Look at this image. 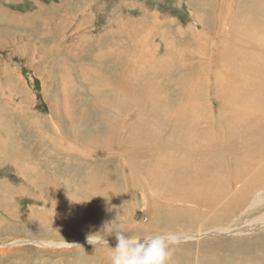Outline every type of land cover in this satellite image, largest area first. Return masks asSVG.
Masks as SVG:
<instances>
[{
    "label": "rangeland",
    "instance_id": "1",
    "mask_svg": "<svg viewBox=\"0 0 264 264\" xmlns=\"http://www.w3.org/2000/svg\"><path fill=\"white\" fill-rule=\"evenodd\" d=\"M194 1L197 0H0V153L8 155L11 154L9 151L13 150L21 156L18 165L0 157V264H110L112 247L116 246L117 241H109L108 238H115V235H107L106 230H99L97 233L94 231L99 227H111L117 224L121 226V224L103 219L104 211L98 210L104 201L102 192L99 191L98 194L101 196H97L95 202L90 203L92 192L87 189L86 194L90 200H81L83 191L77 184L84 183L86 176H89V181H96V176H91L90 171L93 163L89 164L85 159L90 157L88 154L94 153L92 148L100 150L99 153L107 148L103 141L89 145L82 143L83 140L95 141L100 140L102 136L103 139L108 136L111 131L109 124L111 118L116 124L138 121L136 116L129 118L123 115L125 112L128 113L125 110L119 116L117 109L112 107L115 103L118 104V108L127 106L125 101L129 89L116 86L128 73L134 60L135 63L139 60L143 66L155 65L151 72V76L154 74V77L150 85L154 91L152 94L145 91L144 94L146 101L144 113L146 116L153 115L155 119L151 122L153 125L149 123L151 126L148 127V137H141L129 143L131 150L139 149L141 152L137 157L138 165L132 168L125 166L122 164V157L112 155L98 156L95 161L98 162L96 164L94 162L93 166L105 163L118 170V173L114 172L113 185L110 186L114 191L119 192L114 199L116 202H121L125 186L137 187L140 183L141 188L147 193V187L143 184L140 175L147 178L148 185L153 190L160 191L166 185L165 178L159 174L161 169L166 168L165 158L172 154L174 148L178 154L186 151L191 154L196 151V147L190 141L193 134H196L199 148L203 152L216 155L221 151H231L224 143L219 148L208 144L209 136L215 126L219 135L223 136L224 125L229 123L225 115L227 110L231 112L234 120L238 119V123L241 124L260 117L255 112L260 100L251 97L252 92L251 96L244 92L238 83L243 81L234 80L233 87H230L227 78H233L234 73L237 72L233 69L231 61L233 55L239 61L241 44H237L234 48L231 45L229 52H225L226 42L233 36H248L250 30L234 29L233 21L236 16L234 13L235 16L229 21V32L219 43L218 48L201 44L189 34L190 30H197L195 25L197 12L205 15L201 9L200 12L194 11ZM221 1L218 10H215L216 0H213L211 8L206 6L204 9L205 4L201 6L207 13L208 20H211L213 12L224 11L232 6L235 10L238 9L244 0ZM249 2L247 0L246 3L250 4ZM229 4L231 6H228ZM213 21L208 22L213 26ZM206 24L209 25L207 22ZM214 28L216 29L215 26ZM125 48H131L129 53H132L130 54L132 57L121 53L120 50L124 51ZM213 60L215 63L211 67ZM249 60L247 59L246 63L261 61V59L254 62ZM167 63H174L175 69L166 72L164 66H167ZM143 69L144 67L139 65L135 74L132 73L130 78L132 84H138L137 74ZM126 78L127 76L122 79V83H125ZM178 82L186 94L179 92V100L171 110L174 113L173 119H163V114L169 112L163 99L168 94L174 98L175 92L169 89V85L172 84L177 89ZM250 98L254 99L253 102H250ZM194 103L203 107L202 113L206 112L208 119L193 115L187 120L183 134L168 139L170 131L179 129L180 121L186 117ZM138 108L139 104H136L132 110ZM155 110L159 111L154 112ZM114 114L118 117L115 118ZM139 116L144 115L140 113ZM213 117L216 124L214 121L211 122ZM79 118L83 120L77 122ZM50 119L59 121L58 124L62 122L61 126L66 134L68 133L71 139L75 137L72 139L73 143L61 138L59 142L62 145L58 143V146L65 149L63 145L71 144L79 148L81 151L78 150L74 154L81 159H71L72 162H69L71 167L68 168L73 170L72 172L54 173L55 179L59 181L61 179L67 184L62 185L61 187H64H60V191L47 194L37 185L33 188L34 184L26 177L44 168V165L40 167V162L48 151V147H45L48 145L41 140V148L45 147L46 152L42 155L41 152L44 150L37 149L38 154L31 155L29 144L34 142L35 138L30 131L35 127L45 132V126L51 127ZM158 120L165 126L163 132L165 137L160 143L155 142L158 132L154 125ZM74 121L79 125L76 124L75 127ZM107 130L110 131L106 133ZM258 144L259 147H255L250 143L249 138L238 141L233 149L236 153L247 157L264 156V140L258 138ZM46 158L48 162L50 156ZM126 174L131 175V181L124 179ZM67 175H73L71 177L73 180L71 178L67 180L65 177ZM104 185L107 184L97 183L94 186L95 191ZM150 195L152 196L151 192ZM70 200L74 204L71 211L72 213L75 211V215L74 213L62 215V206ZM137 200L140 202L142 197L139 195ZM57 201L59 202L56 206ZM51 202H54L55 206H52ZM81 202L89 204L91 208V216L87 220H82L77 212L80 206L77 204ZM150 204L159 205L154 200ZM129 206L130 214L132 211H143V206L134 210V206L132 208L131 205ZM257 206L253 211L250 209L244 214H239L240 218H249L264 210V202L259 204V208ZM31 208H34L33 210L40 217L45 211L41 218L48 224L39 221L33 224L37 225L36 227L41 224L43 227L40 225L41 227L37 229L33 228L34 225H31L33 221L29 220L32 217ZM113 209L126 210L121 203H116ZM179 213L176 207L149 211L150 218L159 226L155 234H176L172 227L175 223H180L179 226H187L180 233L181 236L178 235L179 237L212 228L204 225L199 229L200 221L199 223L195 221L194 224L192 220H187L188 216H178ZM94 216L97 217L96 220ZM143 217L140 214L133 220L125 222L129 234L133 232L131 223L143 224L145 221ZM226 222L227 220H224L222 224ZM44 226L47 228L46 233ZM90 235H93V238L107 235L104 239L107 240L108 245L98 244L94 247L87 240ZM197 239H180L174 250L180 252L187 249L195 250L196 246H199L200 249L212 252L208 260H213L219 254L218 262H222L235 255L241 260L249 258L257 264L253 250L261 255L264 249V227L242 234L207 233ZM20 240L25 242H19ZM32 240L37 242L52 240L51 242H66L69 245L48 247L34 244ZM229 240H233L232 245L226 244ZM244 245L249 250L243 252L241 248Z\"/></svg>",
    "mask_w": 264,
    "mask_h": 264
},
{
    "label": "bare ground",
    "instance_id": "2",
    "mask_svg": "<svg viewBox=\"0 0 264 264\" xmlns=\"http://www.w3.org/2000/svg\"><path fill=\"white\" fill-rule=\"evenodd\" d=\"M249 1L251 2V3L249 2L250 4L246 3L247 0H244L242 5L236 10L235 7L232 6L230 8H226L224 11L213 12L211 18V20H214L213 26L209 24L208 21L211 20H208L207 13L201 7L205 4L203 6L204 9L206 8V6H208V8H211L213 6V0L194 1L193 2V6H195L194 11L197 12L201 9L205 13V15H201L200 13L197 12L198 17L195 22L197 30L195 31L190 30L189 34L194 40L200 42L201 44L204 45L209 44V46L211 47L218 48L219 43L226 38L229 32V21L233 18V16H235L234 13L236 14V16L234 17L235 20L233 21L234 29L236 31H241L244 28L250 30V34L248 36H244V35L233 36L231 39H229L226 42L225 52H229L231 47L234 48L237 46V44H241L239 48V55H240L239 61L235 55L232 56V61H231V65L233 69L236 70L237 72L234 73L233 78L232 77H227V78L229 80L228 83L230 87H233L232 81L234 80L243 81L238 83L241 85L244 92H246L250 96L252 92L251 97L258 98L260 100L259 105L255 108L256 114L259 115L260 117L246 124H241L238 123V119L234 120L231 112L227 110L225 115L229 123L224 125L225 129L223 131V136L219 135V132L217 131L215 126L214 131H212L209 136L208 144L211 145L212 147L218 146L219 148V146L222 143H224L227 149L231 151L228 152L221 151L219 154L216 155H214L211 152H203L199 148V143L196 134H193L190 137V141L196 147V151L192 152L191 154H189L187 151L183 154H178V152L174 148L172 154L168 155L165 158L166 168L161 169L159 174L160 176L165 178L166 185L160 191L153 190L151 186L148 185L147 178L143 175H140L143 184L146 185L147 187V193L143 188H141L140 183L138 184L139 187L138 186L135 187L136 185H134L133 187L125 186L123 187L124 194H122L121 202H116L114 201V199L116 198V196L119 195V192L114 191L110 186L113 185L114 172L118 173V170L113 167H110L109 165H105V163H102L99 166L98 164L93 166L94 162L97 160L98 156L105 157L112 155L119 158L122 157L121 158L122 164L125 166H129L132 168L135 165H138L137 157L141 155V152H139V149L131 150L129 147L130 145L129 143L132 142L133 140L137 141L141 137H148L149 134L148 127L153 125V123L151 122L155 119L153 115L146 116L144 113V109L146 107L145 105L146 101L144 99L145 91H148L151 94L154 91L153 87L150 85L154 77V74H152L151 76V72L154 70L155 65L145 66L144 64L143 66V64L139 60H136V63L134 60L133 62L134 64L130 65L128 73L124 76V77L127 76L125 80L126 85L124 82L122 83V79L124 78L123 77L116 86L118 88L122 87L125 89L126 88L129 89L128 97H126V101H125L127 103V106L118 108V104L115 103L112 105V107L117 109L119 116H121L122 112L125 110L128 111V113L125 112L123 115L128 116L129 118L136 116L138 118V121L134 122L132 120L131 123L121 122L122 124L121 123L116 124L113 122L114 121L113 118H111L112 120L109 122L111 131L110 130L106 131V133L110 131L108 133V136H106L104 139L102 136L100 140H95V141L83 140L82 142V143H88L89 145L91 144L96 145L99 142L103 141V143L107 146L104 152H100V153L98 152L100 150L92 148V150H94V153L88 154V156L90 157H87L88 159H85L86 161L89 162V164L93 163L90 171L92 172L91 176H96L97 179L93 177L96 179V181L91 182L89 181V176H86L84 183L77 184V186L81 187L80 188L82 189L81 191H83V196L80 198L81 200L89 199L88 195L86 194L87 189L92 192L93 196L91 200L89 199L90 203H94L95 198L97 196H101L98 194L99 191L102 192V194L104 195L103 197L104 201L99 206L98 210L100 212L104 211L105 216L103 219L114 222V224L120 223L121 224L120 227L127 232L125 222H129V220H133V218L141 214L145 217V221L143 224L142 222L139 224L131 223L130 226L133 230L132 234H141V235L155 234L158 232L159 226L154 224V221L150 218L148 212L151 210L156 211L167 207H176V209L180 212L178 216L186 215L188 216L187 220L188 221L192 220L194 224L195 221L197 222L200 221L201 224L200 225L198 224L199 229H202L204 225L212 226V228H209L205 231L198 230L197 233L194 234L190 233V235H187L186 237H179L180 239L196 238V240H198L197 238H199L201 235L207 233L242 234L244 232H250L256 230L257 228L264 227V213H262L264 210L259 212L257 215L249 218H245V217L240 218L239 216V214H244L248 212V210L250 209L253 211V208H255L256 205L259 206V204H262V202H264V156L257 155L256 157H247L236 153V150L233 149L235 144L240 140H246L250 138V143L255 147H259L258 138L264 140V66H262L264 64V0H249ZM221 2H222L221 0H218V2L216 0L215 10H218L220 8L219 5L221 4ZM228 6H231V4H229ZM241 8L243 9L241 10ZM206 22L209 25H207ZM214 26L216 27V29L214 28ZM120 51H122L121 53H125L129 56L130 54H132L129 53L131 51V48H125L124 51L123 50ZM141 57L139 58L141 59ZM247 59L248 60L251 59L252 62L260 59L261 61L250 64V62L246 63L248 62ZM214 63L215 62L213 60L211 67H213ZM134 65L136 66L134 67ZM139 65L141 67H144V69L143 71L137 74V77H139V81L137 85H134L131 83L130 78L133 75L132 74L133 72L135 74L136 69ZM175 67L176 66L174 65V63H167V66H164V69L166 72H171L175 69ZM169 89L170 90L172 89V91L175 92V96L174 98H171L170 94L165 95L163 101H165L164 105L166 106L169 112L163 114V119H173L174 113L171 111L172 107L179 100L180 97L179 92L182 94L185 93L184 89L181 87L179 82L177 89L174 88L172 84L169 85ZM253 89L255 91H253ZM253 100L254 99L250 98V102H253ZM136 104H139V108L137 110H132ZM189 110L186 117L180 121L179 129L177 131H173L169 128L171 131L167 136L168 139L173 137L174 135L183 134L185 124L191 116L196 115L198 117L208 119L206 112L202 113L203 107L200 104L194 103ZM157 111L159 110H155L154 112ZM70 112L71 111H69V113ZM197 112H201V113H197ZM140 113L143 114L144 116H139ZM114 117L117 118L118 115L114 114ZM50 120L51 121L49 124L51 125V127L45 126L46 127L45 132H41L35 127L34 129L32 128L30 131L31 135L35 138L34 142L29 144L31 155L38 154L37 149L44 150L45 147H48V151L47 154L43 156V160L40 162V167L44 165V168L43 167L40 168L39 172L34 171L33 173L28 174L26 177L31 181L32 184H34L33 188L37 185L39 186L40 189L47 192V194L58 192L60 191L59 189L64 187V186L61 187L62 185L67 184L61 179L60 181L55 179L56 174L54 173H58L59 171L60 173H68L70 171L72 172L73 170L68 168L71 167V165L69 164V162H72L71 159H81L80 156L74 154V152H78V150H80L79 148L73 147L71 146V144L63 145L64 147H66L65 149L60 148L61 146L60 147L58 146V143L61 144L60 143L61 138L66 139L69 142L73 143L72 139L75 137L71 139L68 133L66 134V132L62 129L61 126L62 122L58 124L59 121H52V119ZM82 120H83L82 118H79V120L76 121L81 122ZM76 121H74V123L72 122L75 127L76 124H78ZM213 121L216 124L214 117L213 119L211 118V122ZM149 123L151 125H149ZM220 124L223 125L222 123ZM154 127L158 132V137L156 138L155 142L160 143L165 137L163 133L165 131V126L163 123H161L158 120V122L154 125ZM41 140H44L45 145L48 146H45L42 149ZM79 146L82 148L81 145ZM45 152L46 150L42 151L41 152L42 155ZM2 153H0V157L2 160L5 159L6 161L14 162L17 165L19 164L21 157L19 153L14 152L13 150H10L9 153L11 154L8 155ZM22 153L26 154L24 152ZM104 153H107V155H104ZM253 154H255V151H253ZM47 156H50L48 162L46 158ZM60 160L64 162H61ZM97 162H95V164ZM45 165L48 166L49 168L45 167ZM45 169L49 171L47 172V170ZM72 176L73 175H67L65 177H67L68 180ZM124 179L127 181L132 180L131 175L129 174H126ZM71 180L73 179L71 178ZM97 183H105L107 185H104L99 190L95 191L94 186ZM69 186L71 187V185ZM150 192L152 196L150 195ZM139 195L142 197V200L140 202L137 200V197ZM153 200L158 202L159 205L150 204V202ZM58 202L59 201H57V204H55L56 206L58 205ZM51 203H53L52 206H55L54 202ZM116 203H121L126 208V210L124 209L118 211L114 210L113 208ZM77 205L78 206L80 205L79 210L77 208V212L81 215L82 220H87V218L91 216V208L89 204H85L81 202L80 204ZM129 205H131V208L132 206H134L133 210L136 207L143 206V211L140 210L132 211V213L130 214L131 211L130 212L128 211V208L130 207ZM73 206L74 204L71 202V200L69 202H66L64 206H62L63 208L62 215L64 213L67 214L74 213L73 215H75V211L73 213L71 211V209H73ZM33 209L30 210L31 211L30 215H32V217L34 218L30 216H29L30 219L28 218L30 221H33L31 222V225L36 222L39 223V221L40 223L48 224V222H45L43 218H41L45 213V211L44 213H42L40 217V215H37L36 212L34 211L35 209L34 210ZM37 212H41V211L38 210ZM129 214L130 217H128ZM69 217L70 215L68 216V218ZM94 217L96 220L97 217L96 216ZM23 218L27 220L26 217ZM19 220H21V218ZM224 220H227V222L222 224ZM53 224L54 223H52L51 225L53 226ZM187 224L189 225V222H187ZM40 225L41 224H39L38 227L41 226L43 227V225L41 226ZM179 225L181 224L180 223L172 224V227L177 232L176 235H180V233L184 231V228L187 227V226H179ZM36 226L37 225H34L33 228ZM47 226L49 227V225ZM58 226L59 224H57V227ZM177 226L179 227L177 228ZM38 227H36L35 229H37ZM29 228L31 227L29 226ZM44 230L45 232L44 231L43 232L46 233L47 228H45V226H44ZM99 230H106V229L103 226V227H99V229L94 232L97 233ZM88 231L91 232V230ZM87 240L85 239V241ZM108 240L109 241L115 240L116 242V238H112V239L108 238ZM22 241L24 240H20L19 242ZM51 241L37 242L32 240V243L42 246H48V247H56V246L61 247V246L69 245V243L66 242L56 243L55 241L54 242ZM232 243L233 240L226 241V244L228 245H232ZM241 249L243 252L249 250V248H247L246 245H244ZM253 252L256 254V257L254 259L257 260L258 262L257 264H264V249L261 251V255H259L255 250H253ZM211 253L212 252H210V250L200 249L199 246H196L195 250L187 249L181 252L179 250H174L172 253L171 264H255L249 258H245L241 260L235 255H232V257L231 256L228 257L227 258L228 260H222V262H218L219 254H217L213 258V260H208V256ZM242 257L244 258V256H241V258Z\"/></svg>",
    "mask_w": 264,
    "mask_h": 264
},
{
    "label": "clouds",
    "instance_id": "3",
    "mask_svg": "<svg viewBox=\"0 0 264 264\" xmlns=\"http://www.w3.org/2000/svg\"><path fill=\"white\" fill-rule=\"evenodd\" d=\"M71 199V198H70ZM107 226V225H106ZM107 235L114 234L116 246L112 247L110 264H171L174 246L180 242L174 233L132 235L118 224L105 227ZM107 235L88 237L94 247L98 244L108 245Z\"/></svg>",
    "mask_w": 264,
    "mask_h": 264
}]
</instances>
